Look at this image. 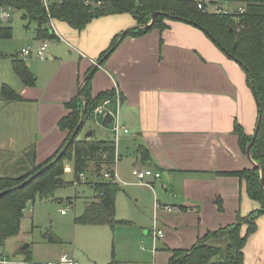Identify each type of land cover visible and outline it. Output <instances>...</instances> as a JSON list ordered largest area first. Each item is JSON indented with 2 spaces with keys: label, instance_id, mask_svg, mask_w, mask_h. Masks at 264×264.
<instances>
[{
  "label": "crops",
  "instance_id": "crops-1",
  "mask_svg": "<svg viewBox=\"0 0 264 264\" xmlns=\"http://www.w3.org/2000/svg\"><path fill=\"white\" fill-rule=\"evenodd\" d=\"M168 24L165 31L124 39L90 83L93 98L104 92L116 93L108 112L118 114L129 130L116 142L115 171L124 186L117 195L116 218L127 221L118 224L124 243L122 254L116 249L120 256L117 264H169L172 250H190L209 233L235 225L238 213L247 216L260 207L248 196L244 181L226 174L256 164L243 152L235 131L238 124L248 136H254L258 120L256 99L244 70L201 29L178 21ZM135 26L130 14L94 19L82 31L55 21L58 38L48 44L46 59L26 63L35 75V84L26 86L17 77L20 82L12 80L10 84L23 99L0 100V172L4 173L0 177L12 176L7 173L20 169V159H27L32 148L37 164L60 150L69 135L59 127L70 113L67 104L80 97L95 63L113 39ZM39 42L31 44L37 48ZM94 118L102 125L104 117ZM90 132L98 140L114 139L111 125L104 130L106 138ZM140 148L148 150L149 161L142 160ZM121 160L132 169L122 172ZM145 168L161 173L160 179L148 178L153 188L138 185L132 175L133 170ZM120 194L126 202L135 196V206L140 204L139 211H145L149 219L135 212L120 214ZM95 197L94 191L83 213ZM156 202L174 209L156 208ZM256 224L257 230L243 250L245 264H264V215ZM246 229L242 227L243 235ZM157 230L163 231L162 237L154 236ZM18 236L29 242L26 233ZM213 241L210 243L218 244ZM6 243L0 246V256ZM67 251L62 249L58 261ZM29 252L22 250L26 255L23 263L38 264L32 263L31 249ZM3 260L4 264H23Z\"/></svg>",
  "mask_w": 264,
  "mask_h": 264
},
{
  "label": "trees",
  "instance_id": "trees-1",
  "mask_svg": "<svg viewBox=\"0 0 264 264\" xmlns=\"http://www.w3.org/2000/svg\"><path fill=\"white\" fill-rule=\"evenodd\" d=\"M99 6H86L83 0H67L54 5L48 12L41 0H0V8L24 12V17L36 24L37 38L43 41L56 39L50 28L51 19L65 22L72 28L82 31L94 19L116 15L130 14L137 26L118 34L110 47L101 54L99 61L104 62L116 47L127 37H140L154 30L165 31L169 21L190 24L201 29L230 59L236 61L246 74L247 84L252 90L258 108L256 138L251 149V157L259 166L234 173L246 183L248 196L258 202L260 207L247 216L237 215L233 226L211 232L201 238L190 250H172L169 264H245L244 247L249 237L257 230V219L264 215V187L261 186V170H264V0H220L221 4H239L244 13L218 14L204 12L198 8L195 0H100ZM158 12L155 22L149 29L145 26L151 22V15ZM13 37L12 27H5L0 22V39ZM16 76L26 86H33L35 75L30 71L25 60L15 57L12 60ZM93 76L86 79L81 97H75L67 107L70 113L63 118L59 127L68 131L64 145L44 166L35 172L32 178L0 177V246L9 238L21 233L24 211L29 202L51 199L55 192L67 185L64 180L65 161L73 159L75 179L86 174L91 165L97 181L93 183L96 200L89 203L83 215L76 218L82 225L110 226L127 223L116 218V199L121 191L120 185L104 177L112 172L117 162V149L114 139L98 140L93 135L79 139L86 123L93 118L94 110L104 100L116 96L114 91L104 92L93 98L90 83ZM0 99L2 102L21 101L23 98L7 84H2ZM83 120V121H82ZM81 124L78 134L72 136ZM235 131L243 152H247L253 136H248L244 129L236 124ZM256 132V130H255ZM35 157L34 148L30 151ZM142 160L149 161L150 153L140 148ZM35 164V159L34 163ZM247 226L242 234V227ZM50 242H58L55 235L47 234ZM211 239H225L224 247L211 244ZM30 248L25 250L29 252ZM30 253V252H29ZM28 261L31 257L28 255ZM109 264H117L115 260Z\"/></svg>",
  "mask_w": 264,
  "mask_h": 264
},
{
  "label": "rangeland",
  "instance_id": "rangeland-1",
  "mask_svg": "<svg viewBox=\"0 0 264 264\" xmlns=\"http://www.w3.org/2000/svg\"><path fill=\"white\" fill-rule=\"evenodd\" d=\"M208 1L219 2V0ZM240 6L241 5L235 3H226L222 6V9L233 11ZM24 15L22 11L12 10L9 21L1 22V25L5 27H12L13 37L10 39H0V92L2 84H7L13 89L10 81L15 80L18 83L20 82L13 70L12 60L15 57L24 59L26 63L30 60L39 61L35 56L30 59L24 58L21 54H18V52L21 53L23 49L36 50L38 47L34 48L35 46L31 44V41L35 43L40 40L37 38L36 24L25 18ZM50 28L54 34L55 31L51 23ZM56 38H58L57 35ZM40 41L43 42V40ZM47 42L50 44V41ZM100 124H98L94 117L91 118L82 129L79 139L85 138L90 131H94L97 138H106L107 133H104V130L107 129V126ZM27 155V159H20V169L6 173L12 175V177L32 178L35 172H37L40 167L44 166V163L33 164L34 157L30 152H28ZM119 167L123 170L122 172H127L128 169H132L130 164L127 165L126 160H121ZM0 174L4 173L0 172ZM84 175L85 178L83 180H79L78 178L76 180L73 159L65 161L64 180L67 182V185L58 189L51 199L41 200L40 198H36L35 202H29L27 204L24 211L21 233L27 234L26 237H28L29 242L21 241V237L19 236L9 241L7 240L4 247L5 249L1 252L0 261H4L3 259H10L9 261L17 263L26 262V255L22 254V247L25 244L31 245L32 263L36 262L38 264H46L48 262L57 263L62 249L65 248V251H67L66 248L68 247L70 251H67V253L73 256L78 264H91L93 262L107 264L120 257L117 251H120L121 254L123 253L122 249L124 243L120 239V225L112 230L111 227L108 226L82 225L76 222V218L84 211L85 202L89 201L94 196L92 186L98 179L94 174L93 165H91L90 170ZM117 181L121 183V192H123V181L120 180V178H117ZM75 182L80 184L76 185ZM138 190L137 187L135 191ZM122 194H120L118 201V210L120 214L129 215L130 212H135L146 218V220L149 219L144 210V213L139 211L140 204L138 205L136 202L135 206V196H131L132 201L126 202L123 200L125 195L123 196ZM147 203H150V199H148ZM61 211H65V214L62 215ZM47 232L58 237L60 241L58 239V243L48 242V240L44 238ZM121 235L123 236L122 233ZM224 240L225 239H216L214 241L218 242L217 246L224 247L222 246L225 245ZM151 261L150 259V262ZM0 264L4 263L0 262ZM23 264L31 263L27 262Z\"/></svg>",
  "mask_w": 264,
  "mask_h": 264
},
{
  "label": "built area",
  "instance_id": "built-area-1",
  "mask_svg": "<svg viewBox=\"0 0 264 264\" xmlns=\"http://www.w3.org/2000/svg\"><path fill=\"white\" fill-rule=\"evenodd\" d=\"M65 1H67V0H41L43 6L45 7V9L48 12L50 11V9L54 5H60V4L64 3ZM136 1H140V0H136ZM83 2L86 6H90V7L101 5L100 0H83ZM198 8L204 12L210 11V12L218 13V14H221V13L230 14V13H235V12L238 14L244 13L243 7H239L238 9H236L234 11H229V10L222 9V6L220 5V3L211 2L208 0L198 1ZM11 11H12L11 8L1 7L0 8V22H8L10 17H11ZM54 22H55V20L51 19V25H52L54 31H56V29L54 28ZM47 48H48V42L43 41L36 50L23 49L20 54L24 58H30L33 55H35L38 60L43 61L46 59ZM120 102L121 101H120V96H119V102L118 103L120 104ZM110 104H111L110 98L104 100L103 103L100 104L98 107H96V109L94 110V117H96V118L104 117L108 113V108H109ZM113 116H114V121H113L111 127H112V131L114 133V140H115V142H118L121 134L123 132L128 133L129 130L125 126H123L118 114L113 115ZM132 175L136 178L138 185L150 187V188H153V185H152V183L147 181L148 178L160 179L162 177L160 172H157L151 168L135 169V170H133ZM104 177L107 180L111 179V180L119 183L117 181L118 175L115 171V167H114L112 172L105 173ZM84 178H85V175L80 174L78 179L83 180ZM75 184L78 185L80 183L75 182ZM155 207L156 208H163L166 211H172L174 209L171 206L162 205L158 202H156ZM61 214H65V211H61ZM154 236L155 237H162L163 231L162 230H157V232L155 231ZM49 264H77V262L72 256H70L68 253H65L61 256L60 260L57 263H49Z\"/></svg>",
  "mask_w": 264,
  "mask_h": 264
},
{
  "label": "water",
  "instance_id": "water-1",
  "mask_svg": "<svg viewBox=\"0 0 264 264\" xmlns=\"http://www.w3.org/2000/svg\"><path fill=\"white\" fill-rule=\"evenodd\" d=\"M158 15H159L158 12H155V13H153V14L151 15V22H150L148 25L145 26V29H149V28L153 25V23L155 22V20H156V18H157ZM101 65H102V61L97 62V63L95 64L94 68L92 69V71H91V73H90V75H89L88 77L92 76V75L97 71V69H98ZM79 95H80V97L82 96L81 93H80ZM113 121H114V116H113L110 112H108V113L104 116V118H103L102 125H103V126H110V125H112ZM81 124H82V123H81ZM81 124H80V125L77 127V129L75 130V132H74L72 138H74V137L78 134V132H79V130H80V128H81ZM257 131H258V129H256V132L254 133V136H253L252 142L248 145V148H247V155H248V157H249L250 159H251V149H252L253 142H254V140H255V138H256V133H257ZM91 135H92V132H90V133L88 134V136H91ZM254 166H259V165L254 163ZM261 175H262V176H261V186L264 187V170H263V169L261 170ZM29 247H30L29 244H25V245L22 247V250H26V249H28Z\"/></svg>",
  "mask_w": 264,
  "mask_h": 264
}]
</instances>
